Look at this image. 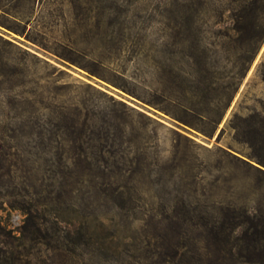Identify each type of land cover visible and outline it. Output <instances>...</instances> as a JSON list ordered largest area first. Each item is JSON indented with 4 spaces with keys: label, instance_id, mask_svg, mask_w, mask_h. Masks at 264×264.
<instances>
[{
    "label": "rangeland",
    "instance_id": "374dc122",
    "mask_svg": "<svg viewBox=\"0 0 264 264\" xmlns=\"http://www.w3.org/2000/svg\"><path fill=\"white\" fill-rule=\"evenodd\" d=\"M0 37L95 127L81 150L0 88V174L22 193L0 195V264H152L145 231L203 248L229 206L264 216V175L231 157L264 169V0H0Z\"/></svg>",
    "mask_w": 264,
    "mask_h": 264
},
{
    "label": "trees",
    "instance_id": "16d2710c",
    "mask_svg": "<svg viewBox=\"0 0 264 264\" xmlns=\"http://www.w3.org/2000/svg\"><path fill=\"white\" fill-rule=\"evenodd\" d=\"M12 30L15 31V29ZM0 40H3L9 46H15L10 41L4 40L1 37ZM4 61V59H0V88L4 85L12 84L8 89L9 92H15V94L22 99V102L30 101L28 103L31 104L33 110L31 113L22 110L20 113L16 114V120L19 121L28 114L45 118V115L48 113V119L53 121L54 117L60 114L61 118L57 120L56 124L58 130L57 134H68L71 138L68 142L75 145L79 144V148L84 150V138L91 127L93 129L95 128L93 125H90V112L84 108L85 103H82V107H80V105L68 104L66 101H56V103L52 104L46 103L45 88L39 85L41 80L36 81L37 79L32 78L34 75L29 74L30 65H28L24 59H18L16 61L7 59L5 62ZM33 65L35 66L36 64ZM57 71L59 70L55 68V72H49L47 74V83L56 85V83L61 80V77L52 79ZM59 73L61 74L63 71ZM103 95L105 94L103 93ZM119 103L127 107L124 103ZM11 114L12 112H9V116ZM38 134L42 136L44 135V131L40 130ZM98 140L97 147L95 145L89 146L90 150H94V148L103 150L109 147L108 141L102 138ZM110 146L115 148L116 143H112ZM87 150L88 148L85 150L86 154L83 156L89 158ZM64 156L65 155H60L59 160L64 161L68 159V157ZM231 157L245 163L264 175V169L250 164L236 156ZM121 160H124V158L121 157ZM256 160L258 164L264 167L263 161L259 159ZM0 170L2 169L0 168ZM6 178L9 182L14 180L9 171L0 174V195L3 197L22 196L20 192H4ZM49 178L54 177L50 176ZM70 178H72L71 175ZM113 194L116 196L115 200H122L123 202L128 200L131 201V198L128 199L129 192L126 190V187L120 186L115 188ZM114 204L118 206L117 201H114ZM11 206L15 207L14 205ZM230 207L231 206H229L227 210L228 213L224 216V222L219 226L214 225L206 232L205 240L207 245L203 248L191 246L189 242H183L184 238H186L183 231H176L166 235H155L152 239L150 233L145 231L143 241V245H145V259L147 261L154 260V258L159 259L158 262L152 264H241L235 261V258L238 256L246 259L242 264H264L263 214H252L246 208L233 207L232 209ZM27 214L28 222L36 227L40 226L37 222L39 217L35 216L33 209H27ZM152 242H154V244H152Z\"/></svg>",
    "mask_w": 264,
    "mask_h": 264
}]
</instances>
